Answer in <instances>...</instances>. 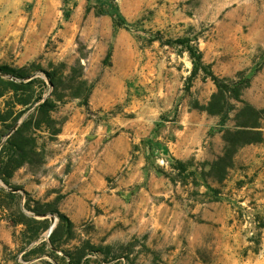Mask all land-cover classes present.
<instances>
[{
  "label": "rangeland",
  "instance_id": "1",
  "mask_svg": "<svg viewBox=\"0 0 264 264\" xmlns=\"http://www.w3.org/2000/svg\"><path fill=\"white\" fill-rule=\"evenodd\" d=\"M117 12L131 30L114 25ZM158 32L189 39L218 76L243 71V98L264 108V0H0V64L46 81L45 70L80 63L87 83L52 112L60 133L39 132L44 163L19 168L15 196L0 197V264H264V121L262 142L240 148L221 182L209 177L223 127L190 101L215 86L200 72L188 94V53L150 41ZM26 199L72 222L53 248L47 230L28 244L11 222Z\"/></svg>",
  "mask_w": 264,
  "mask_h": 264
},
{
  "label": "trees",
  "instance_id": "2",
  "mask_svg": "<svg viewBox=\"0 0 264 264\" xmlns=\"http://www.w3.org/2000/svg\"><path fill=\"white\" fill-rule=\"evenodd\" d=\"M113 23L117 27L131 30V25L119 12L113 14ZM149 40L184 46L192 64L186 87L188 94L191 93L192 80L199 76L200 72H203V79L208 78L214 84L215 90L206 103L200 104L197 99H193L190 106L220 118L219 122L223 127V149L221 154L207 163L206 173L216 182H221L234 165L237 151L245 145L260 143L263 140L264 108H258L243 98V91L250 86V77L243 71H238L233 77L214 74L209 65L204 63L199 48L191 45L189 39L163 40L158 32ZM76 66L77 69L74 65L68 67L61 62L53 69L44 71L46 81H43L29 66L12 67L0 64V98H3V106L0 108V183L9 188L6 190L0 186V197L15 196L10 180L19 168L25 165L36 168L44 163V150L39 147L37 140L40 137L39 132L44 131L50 137L60 133L61 122L52 116V112L65 98L80 97L81 93L77 90L87 84L82 77V65L77 63ZM45 89L49 90L47 97H44ZM89 91L90 88H87L84 103L86 106ZM229 119L233 120V126H227ZM158 146L162 154L169 156L168 164L171 169L179 174L188 170L186 162L170 155L166 146ZM49 206L50 204H42L39 201L32 205L29 199H26L22 206L19 204L17 207L19 216L10 215L14 225L21 224L25 227L23 233L28 234V244L50 226L47 218L38 219L36 216L49 213L58 218V223L49 237L48 245L51 248L64 222L67 230L71 229L72 222L68 217ZM0 207L6 211L8 209L2 201ZM33 224L38 225L37 231H31ZM43 245L46 243L43 242ZM25 254L27 252L22 255L24 259L27 257ZM69 264H78V261Z\"/></svg>",
  "mask_w": 264,
  "mask_h": 264
},
{
  "label": "water",
  "instance_id": "3",
  "mask_svg": "<svg viewBox=\"0 0 264 264\" xmlns=\"http://www.w3.org/2000/svg\"><path fill=\"white\" fill-rule=\"evenodd\" d=\"M47 214H43V215H39L38 217H41V218H45ZM54 222H55V218L54 217H51V225L49 226V228L47 229V235H49L53 228H54Z\"/></svg>",
  "mask_w": 264,
  "mask_h": 264
}]
</instances>
